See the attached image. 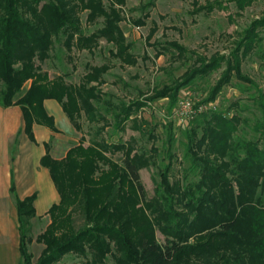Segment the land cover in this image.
Segmentation results:
<instances>
[{"label":"trees","instance_id":"trees-1","mask_svg":"<svg viewBox=\"0 0 264 264\" xmlns=\"http://www.w3.org/2000/svg\"><path fill=\"white\" fill-rule=\"evenodd\" d=\"M227 1L243 11L254 0ZM222 5L223 0H216L209 8ZM124 6L125 0H0V108H20L23 132L31 142H35L34 125L55 131L43 106L45 100L61 106L75 131H82L83 119L93 127L90 138L82 136L61 160L52 159L45 145L40 165L48 170L59 201L47 211L49 224L36 238L43 250L35 263L28 247L36 195L19 199L11 182L19 264H57L69 255L83 258V264H105L111 249L115 264H264V149L259 146L264 139V93L259 92L252 106L260 113L251 126L259 135L257 141L235 140L239 125L249 122L239 113L227 117L222 112H203L202 123L196 126L201 136L192 128L187 149L198 180L170 181L169 163L160 174L154 196L146 199L140 171L153 165V158L134 152L131 144L109 143L103 137L107 127L124 132L126 123L145 103L105 102L100 87L110 69L106 64L88 66L78 85L66 83L63 76L50 79L43 71L41 65L51 58L60 39L67 53L91 51L103 39L112 46L110 56L121 66H136L131 44L120 27ZM149 6L153 3L139 8L144 16L132 20L133 25L145 26ZM84 12L88 24L102 20L101 28L88 37L80 19ZM260 29H264V18L238 34L228 57L207 58L191 52L194 62L181 81L153 90L149 99L167 98L173 104L182 88L221 68L218 82L203 103L213 101L233 78L250 83L241 73V63L264 42ZM154 33L152 29L146 40ZM162 53L181 60L189 52L170 42L156 56ZM26 84L28 88L21 94ZM233 107L238 109L237 104ZM131 127L142 132L136 122ZM116 154L121 156L120 164L112 159ZM77 215L83 219L80 228L74 221ZM157 231L162 242L156 238Z\"/></svg>","mask_w":264,"mask_h":264},{"label":"rangeland","instance_id":"rangeland-1","mask_svg":"<svg viewBox=\"0 0 264 264\" xmlns=\"http://www.w3.org/2000/svg\"><path fill=\"white\" fill-rule=\"evenodd\" d=\"M215 1L125 0V6L122 9L124 20L120 23V27L126 41L131 44V53L137 59L134 67L121 66L116 59L112 58L110 56L112 46L103 39L99 40L97 46L91 51L73 49L71 53L65 51L60 39V42L55 44L51 58L41 65L50 79L63 76L66 83L78 85L87 72L88 66L106 64L110 69L103 76L104 84L100 87L104 94V101L114 105L129 104L134 101L145 103V106L126 123L124 132L107 127L103 137L109 143L131 144L134 152L147 153L153 158L154 164L140 171L146 199L154 196L157 184L161 181L160 174L169 163L172 165L170 181L177 179L183 182H196L198 180V170H194L196 164L187 151L190 130L196 129L197 136H201V130L196 127L197 124L202 123L201 114L195 111L197 106H207L211 111L222 112L227 117L239 113L249 122H242L239 125L238 132L234 136L235 140L255 142L259 139V135L252 130L251 126L253 118L259 117L260 113L252 106L259 92L264 93V42L255 47L254 51L241 63V73L251 81L250 83L233 78L228 85L221 88L213 101L203 103L209 98L211 90L218 82L224 70L221 68L197 77L187 87L182 88L173 104L167 98L149 99L153 95V90H161L181 81V77L194 62L195 57L190 55L191 52L207 58L217 54L228 57L239 39L238 34L250 27L254 21L264 18V0H254L243 11H239L233 2L227 0H223L222 8H209ZM151 2L153 6H149L145 11L149 12L145 26L133 25L132 20L144 16V12L139 8ZM105 4H107L106 1ZM86 15V12L80 14V19L83 34L88 37L101 28L102 20L95 24H88ZM152 29L155 33L147 41V36ZM260 30V36H264V29ZM170 42H176L189 52L184 59L174 60L170 53L156 56L160 47ZM27 88L28 84L24 86L21 94ZM181 102L191 104L192 114L185 113L181 116ZM234 104L238 105V109L233 107ZM101 112L105 114L104 105H101ZM106 118L111 120L110 116L106 115ZM133 122L140 126L142 132L132 129ZM81 125V132L74 130L76 132L74 137L76 142H72L74 144H78L82 136L88 140L92 133L93 127L91 128L84 119ZM169 136L172 138L171 141ZM259 146L264 149V139L260 140ZM112 159L121 163L120 154H116ZM40 201L36 208L38 215L31 220L32 242L28 247L34 263L43 250V245L37 243L36 238L49 224L48 215L41 213L42 206H47L49 203H46L42 197ZM7 204L8 201L0 202V245L10 244L12 222L14 227L16 224L11 216L10 206L8 207ZM12 204L14 205V202ZM74 221L76 228L82 227L83 219L80 216H75ZM17 227L18 225L15 227L16 264H19ZM156 238L160 242L163 241L158 231ZM85 262L83 258L69 255L57 264ZM104 263L115 264L114 250L109 251Z\"/></svg>","mask_w":264,"mask_h":264},{"label":"crops","instance_id":"crops-1","mask_svg":"<svg viewBox=\"0 0 264 264\" xmlns=\"http://www.w3.org/2000/svg\"><path fill=\"white\" fill-rule=\"evenodd\" d=\"M43 106L47 115L54 121L55 131L34 125L32 131L35 142H31L23 132L24 123L19 107L0 108V202L8 201L7 206H10L11 216L16 221L15 227L17 218L10 194L11 182L15 185L19 199L36 195L34 202L36 215L41 197L49 203L41 208L42 215H45L49 208L59 201L48 170L40 165V160L46 153L45 145L49 147V155L54 160L63 159L68 150L77 145L72 143L76 142L74 139L76 132L61 106L54 100H45ZM15 227L12 222L14 248L17 254Z\"/></svg>","mask_w":264,"mask_h":264},{"label":"bare ground","instance_id":"bare-ground-1","mask_svg":"<svg viewBox=\"0 0 264 264\" xmlns=\"http://www.w3.org/2000/svg\"><path fill=\"white\" fill-rule=\"evenodd\" d=\"M10 244L0 245V264H16L17 254L14 248V232L12 230Z\"/></svg>","mask_w":264,"mask_h":264},{"label":"built area","instance_id":"built-area-1","mask_svg":"<svg viewBox=\"0 0 264 264\" xmlns=\"http://www.w3.org/2000/svg\"><path fill=\"white\" fill-rule=\"evenodd\" d=\"M191 104L189 102H181L180 103V112H181V116H183L185 113L187 114H192V109H191ZM206 107V108H203ZM210 110V108H208L207 106L204 105H200L197 106V109L195 111H197L199 114H202L203 112H206Z\"/></svg>","mask_w":264,"mask_h":264}]
</instances>
